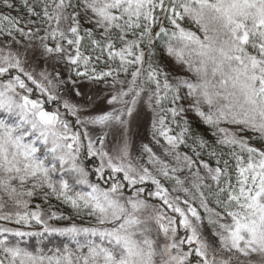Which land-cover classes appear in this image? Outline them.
<instances>
[{"label": "rangeland", "instance_id": "1", "mask_svg": "<svg viewBox=\"0 0 264 264\" xmlns=\"http://www.w3.org/2000/svg\"><path fill=\"white\" fill-rule=\"evenodd\" d=\"M198 2L218 5L227 18L235 11L250 23L254 36L264 34V0L0 1V109L18 115L63 158L72 149L80 151L82 137L87 160L98 158L103 168L115 172L102 179V169L90 165L106 188L80 198L89 211L68 212L50 182V196L43 198L48 213L38 206L32 211L27 206L29 212L22 215L0 212L1 231L27 233L37 223L42 229L71 232L79 218L86 233L110 236L125 251L120 262L89 253L84 264H264V87L248 98L255 109L240 106L220 114L231 124V135L257 145L253 153L237 157L227 152L221 143L228 139L212 132L209 141L219 150L207 143L189 146L190 158L204 153L223 173L215 208L201 200L204 210L197 211L168 193L145 194L149 176L138 151H157L149 143L151 129L167 147L178 149L187 139V119L197 112L185 84L189 73L178 63H165L153 74V102L150 84L137 92L133 75L151 33L169 27ZM234 70L244 77L241 67ZM23 98L57 113L59 120L42 124L39 110L26 111ZM129 104L123 121L104 117ZM65 115L73 117L77 131L65 128ZM6 134V141L0 138L2 192L16 186L25 195L38 193L44 173L36 150H24ZM117 173H124L128 185L108 188Z\"/></svg>", "mask_w": 264, "mask_h": 264}, {"label": "trees", "instance_id": "2", "mask_svg": "<svg viewBox=\"0 0 264 264\" xmlns=\"http://www.w3.org/2000/svg\"><path fill=\"white\" fill-rule=\"evenodd\" d=\"M0 1L7 3H3L4 5L11 3V0ZM81 1L90 4L94 0ZM234 12L232 11L233 18H227L218 5L198 2L169 27L164 25L156 33H151L143 52L141 67L132 79L137 92H140L144 84H150L148 99H152V102L157 99L153 74L161 72L165 63L176 62L189 73L185 84L190 89L197 113H193L190 120L187 119V139L178 149L167 147L157 131L151 129L152 139L149 143L157 151L146 148L138 151L139 164L149 176L145 194L160 196L168 193L197 211L204 210L201 200L215 208L223 184V173L204 153L198 158H190L187 154L189 146L195 142L207 143L211 149V146L216 145L209 141V134L212 132L225 136L228 141L221 145L227 152H234L237 157L249 156L254 152L253 147H257L245 139L231 135V124L220 116L221 110L234 112L240 110V106L254 108L248 98L264 87V34L254 36L250 23L237 17ZM236 66L244 71V77L235 72ZM129 107L130 104L104 117L111 120L116 116L114 118L123 121ZM63 118L65 128H77L74 127L73 117L65 115ZM180 119L185 120L184 117ZM6 133H11L13 140L20 142L24 150L29 146L36 150L44 174L42 189L40 187L36 194L25 195L16 186L13 191L5 194L0 186V212L22 215L38 206L48 213L43 200L50 196V182L54 183L55 193L60 196L59 203L70 207L68 212H86L90 208L83 205L80 198L91 197L98 188H106L96 178L90 165L102 169V179L115 174L112 169L103 168L98 158L87 160L82 137L79 139L82 145L80 151L72 149L71 155L63 158L62 151H54L50 142H43L44 137L39 136L18 115L0 109L2 140H7ZM214 149L219 150L216 146ZM123 174L117 173L107 187L128 185L124 183ZM78 219L75 222L78 227L71 232L42 229L37 223H33L34 229L27 233L0 230V264H5L3 261L7 257H13L15 264H84L89 253L94 252L102 256L111 255L115 262L123 259L125 251L121 243L110 236L86 233L82 228L83 223ZM6 264L11 263L8 261Z\"/></svg>", "mask_w": 264, "mask_h": 264}, {"label": "water", "instance_id": "3", "mask_svg": "<svg viewBox=\"0 0 264 264\" xmlns=\"http://www.w3.org/2000/svg\"><path fill=\"white\" fill-rule=\"evenodd\" d=\"M22 106L29 113H33V111L36 109L39 110L37 117L39 121L46 126H50L59 120V115L57 113L48 111L46 108H41V104L37 103L31 98H23Z\"/></svg>", "mask_w": 264, "mask_h": 264}]
</instances>
